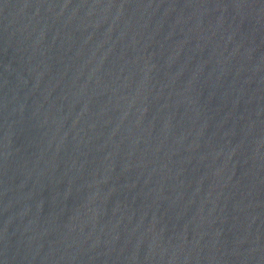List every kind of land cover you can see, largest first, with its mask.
Segmentation results:
<instances>
[{
    "label": "water",
    "instance_id": "water-1",
    "mask_svg": "<svg viewBox=\"0 0 264 264\" xmlns=\"http://www.w3.org/2000/svg\"><path fill=\"white\" fill-rule=\"evenodd\" d=\"M0 264H264V0H0Z\"/></svg>",
    "mask_w": 264,
    "mask_h": 264
}]
</instances>
